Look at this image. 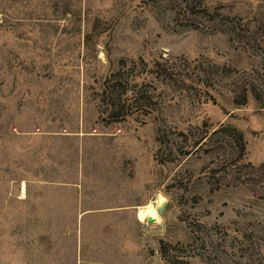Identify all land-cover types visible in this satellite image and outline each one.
<instances>
[{"label":"rangeland","instance_id":"1","mask_svg":"<svg viewBox=\"0 0 264 264\" xmlns=\"http://www.w3.org/2000/svg\"><path fill=\"white\" fill-rule=\"evenodd\" d=\"M161 250L264 261V0H0V264Z\"/></svg>","mask_w":264,"mask_h":264},{"label":"trees","instance_id":"2","mask_svg":"<svg viewBox=\"0 0 264 264\" xmlns=\"http://www.w3.org/2000/svg\"><path fill=\"white\" fill-rule=\"evenodd\" d=\"M196 68H200V69H197V70H199V72H204V69H203L202 65H199ZM111 80H113V79H111ZM111 80L106 81V83H109ZM205 80H207V79H205ZM115 89H116V83H115V81H112L110 84H108L107 87H105L103 89L102 93L104 94V97H105V100H106V104L109 103V105L113 107L114 111H118V109L119 110L124 109V104H123L124 102H122V100H124V99H122L121 94L115 93ZM130 98H132V102L134 101V103H135L139 99H141V100L145 99V96L144 97L141 96V92H139V90H136V91L133 90L132 91V97L130 96ZM234 102L237 103V104H243L244 100H242L241 102H238V101H234ZM116 115H118V114H116ZM231 130L233 132L235 131L234 129H231ZM215 132H217V129L212 131V133H215ZM236 136H237L236 142H237V144L239 146V154H241V156H242L244 154V151H245V143L243 141V137H242L241 134L236 133ZM206 139H207V132L204 131L200 135L199 140L197 139L198 141L193 143L192 146L197 147L196 148V150H197L205 142ZM161 255H162V257L164 259L166 258L167 261L172 262V264H176V263H173L175 261H172V258L170 256L168 258V256L166 255L165 250H161ZM259 264H264V261L262 259H260V263Z\"/></svg>","mask_w":264,"mask_h":264},{"label":"bare ground","instance_id":"3","mask_svg":"<svg viewBox=\"0 0 264 264\" xmlns=\"http://www.w3.org/2000/svg\"><path fill=\"white\" fill-rule=\"evenodd\" d=\"M21 196L24 197L25 195V183L22 181L21 183ZM166 204V201H165V198L160 194V193H157L156 195V208L157 209H161L163 206H165ZM155 219L157 221H159V217L157 215H155Z\"/></svg>","mask_w":264,"mask_h":264},{"label":"crops","instance_id":"4","mask_svg":"<svg viewBox=\"0 0 264 264\" xmlns=\"http://www.w3.org/2000/svg\"><path fill=\"white\" fill-rule=\"evenodd\" d=\"M21 198H23V197L21 196ZM6 250H7V254H8V252H9V250H10L9 247H8V248L6 247ZM21 250H23V248H22ZM22 252H23V251H22Z\"/></svg>","mask_w":264,"mask_h":264}]
</instances>
